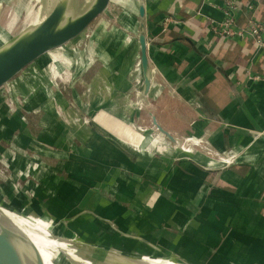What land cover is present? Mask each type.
Wrapping results in <instances>:
<instances>
[{
	"label": "crops",
	"instance_id": "crops-1",
	"mask_svg": "<svg viewBox=\"0 0 264 264\" xmlns=\"http://www.w3.org/2000/svg\"><path fill=\"white\" fill-rule=\"evenodd\" d=\"M242 3L244 9L237 17L241 28L247 29L251 17L264 23V0ZM247 4L253 9L246 8ZM223 18L221 0H138L137 23L121 21L127 29L101 41L107 59L114 58V67L108 70L109 77L99 72L103 92L99 105L110 103V107L100 108L91 118L98 133L122 143L126 141L113 129L119 131L129 120L139 125L140 113L129 108L133 104L128 103L126 79L128 70L136 65L142 68L139 35L144 33L151 78L150 114L175 137H197L192 142L199 147V138H205L211 147H200L191 154L175 150L165 159L159 157L162 164L153 162L157 158L148 153L139 154L138 147L134 161L105 147V157L111 153L123 161L126 158L135 173L150 178L138 175L142 179L121 181L128 184V193L116 195V225L122 234L134 233L142 245L154 246L156 251L167 253L189 244L201 255L206 252L218 259L219 219L238 227L237 218L243 220L240 235L248 246L244 249L260 250L264 260V50H257L248 37L224 38L212 31V22L220 23ZM131 30L137 31L136 37L129 35ZM128 56L130 65L125 72ZM102 115L117 125L107 127L98 120ZM236 152L242 154L241 161ZM91 162L86 161L89 167ZM176 174H182V179ZM106 212L112 214L109 209ZM205 227L218 231L214 234Z\"/></svg>",
	"mask_w": 264,
	"mask_h": 264
},
{
	"label": "rangeland",
	"instance_id": "rangeland-1",
	"mask_svg": "<svg viewBox=\"0 0 264 264\" xmlns=\"http://www.w3.org/2000/svg\"><path fill=\"white\" fill-rule=\"evenodd\" d=\"M42 1L50 7L51 0H0V49L32 29ZM52 1L54 5L56 0ZM68 1L73 16L80 15L89 2ZM133 19L137 23L138 0H114L110 9L80 38L40 57L0 88V225L22 231L29 237L69 242L50 241L44 245L43 251H54L59 256L55 264L67 262L63 247H68L71 242L82 246L81 251L95 264H128L130 259L133 263L145 264L147 257L168 258L182 264H264L260 250L244 249L248 246L240 235L243 220L237 218L238 227H230L225 218L219 219L221 245L218 259L206 252L201 255L189 244L167 253L156 251L154 246L142 245L134 233L122 234L116 225L113 214L118 209L116 195L128 193V184L121 181H134L141 174L125 163L126 158L123 161L111 153L105 157V147L119 151V155L122 152L130 161L136 159L138 151L134 148L138 147L139 154L148 153L157 158L149 160L161 164L163 160L159 157L165 159L175 150L191 154L197 149L211 147L205 138H199L202 141L200 148L192 142V139L198 140L197 137L179 139L168 131L189 151L184 152L159 132L149 112L152 100L149 93L145 94L143 71L137 65L128 70L130 56L124 61L125 72L128 70L126 87H130L128 103L133 104L129 107L131 111L140 113L136 116L139 125L129 120L119 126V131L113 129L126 143L103 137L96 131L91 117L99 113L100 108L110 107V103L99 105L103 92L98 75L105 71L109 77L108 70L113 71L114 67V58L112 61L107 59L101 41L111 33L127 29L121 26V21ZM129 35L136 37L137 31L131 30ZM3 38L5 41L2 42ZM55 74L58 76L54 79ZM254 79L262 77L254 76ZM107 94L108 90L104 96L108 97ZM98 120L107 127L117 125L110 120L106 122L108 118L103 115ZM236 154L237 161H241L239 156L242 154ZM87 159L92 160L91 167L86 163ZM151 175V178L155 177ZM181 176L175 175L178 180ZM141 177L150 179L146 175ZM106 188L107 193L103 192ZM91 206H97V210ZM107 209L112 214L107 213ZM207 230L214 234L218 231L216 228ZM43 257L47 263L52 261L48 253Z\"/></svg>",
	"mask_w": 264,
	"mask_h": 264
},
{
	"label": "water",
	"instance_id": "water-1",
	"mask_svg": "<svg viewBox=\"0 0 264 264\" xmlns=\"http://www.w3.org/2000/svg\"><path fill=\"white\" fill-rule=\"evenodd\" d=\"M111 1L94 0L88 9L83 10L78 16H73L69 10L68 0H56L54 5L51 0L49 5L54 8L40 25L25 32L9 46L0 49V88L7 85L40 57L62 48L79 37L109 8ZM140 14L144 18L145 8L142 5L140 6ZM139 42L145 94L148 95L151 88V78L147 38L144 33L139 35ZM152 118L153 124L159 132L173 142L176 147L184 151L185 149L180 148L179 142L158 124L156 118L154 116ZM255 138H259V136L256 135ZM25 257L30 258L34 264H44L39 250L24 232L12 231L0 225V264H25ZM131 261L133 259L128 260V264H137ZM62 264L68 263L62 262Z\"/></svg>",
	"mask_w": 264,
	"mask_h": 264
},
{
	"label": "bare ground",
	"instance_id": "bare-ground-1",
	"mask_svg": "<svg viewBox=\"0 0 264 264\" xmlns=\"http://www.w3.org/2000/svg\"><path fill=\"white\" fill-rule=\"evenodd\" d=\"M12 1V0H11ZM39 1H41V0H39ZM93 1L94 0H89V2L85 5V7L83 8V10H86V9H88L90 6H91V4L93 3ZM43 2V1H42ZM20 3V2H19ZM21 4V3H20ZM19 4V5H20ZM44 2H43V5H42V8L40 9V11L37 13V15H36V17H35V19H34V21H33V27L32 28H34V27H36V26H38V25H40L49 15H50V13L52 12V9L54 8V7H52V6H50V7H46V4H45V6H44ZM38 5H40V4H38ZM83 7V6H82ZM1 9V8H0ZM10 9V8H9ZM15 10V9H14ZM82 10V11H83ZM1 14V13H0ZM32 18V17H31ZM80 38V37H79ZM3 41H5V38H3V40H2V42ZM51 52H53V51H51ZM51 52H49V53H51ZM49 53H47V54H49ZM56 60V59H55ZM58 60V59H57ZM142 69V68H141ZM57 74H55L54 75V79L55 78H57ZM176 139V138H175ZM3 227H5V226H3ZM5 228H7V229H9V230H12V231H14L13 229H11V228H8V227H5ZM34 235V234H33ZM27 236V235H26ZM43 236H45V235H43ZM28 238H29V240L32 242V244H34L36 247H37V249L39 250V252H40V255H41V257H42V259H43V262H44V264H55L56 263V258H58L59 256L54 252V251H50V250H44L43 251V249H44V245L47 243V242H50V241H52V242H55V241H59V242H62L63 244L65 243H69V242H66V241H63V240H59V239H49V240H47V239H45V238H42V237H38V238H35V237H29V236H27ZM52 237V236H51ZM95 247V246H94ZM56 248V247H55ZM82 246H80V245H78V244H76L75 242H71L70 244H69V246L68 247H63V250L65 251V253H66V259H67V263L68 264H95L94 263V261L92 260V259H90L87 255H86V253L84 254V252L83 251H81L82 250ZM62 250V249H61ZM46 253H48L49 254V256H50V258L52 259V261H50V263H47L46 262V257H43V255H45ZM120 257V256H119ZM69 261V262H68ZM71 261V262H70ZM24 262H25V264H34L33 262H32V260L30 259V258H27V257H25L24 258ZM146 263L145 264H166V263H168V264H182V262L181 263H179V262H177V261H174V260H172V259H168V258H162V259H158V258H155V257H147L146 258V261H145Z\"/></svg>",
	"mask_w": 264,
	"mask_h": 264
},
{
	"label": "built area",
	"instance_id": "built-area-1",
	"mask_svg": "<svg viewBox=\"0 0 264 264\" xmlns=\"http://www.w3.org/2000/svg\"><path fill=\"white\" fill-rule=\"evenodd\" d=\"M208 1V0H207ZM224 18L222 22H212L211 28L216 34L224 38H250L256 49L264 50V23L256 17H251L247 29L238 25V14L244 9L242 0H221ZM246 8L252 10L253 5L247 4ZM190 150V149H189ZM189 152V151H184ZM233 161V160H231Z\"/></svg>",
	"mask_w": 264,
	"mask_h": 264
}]
</instances>
